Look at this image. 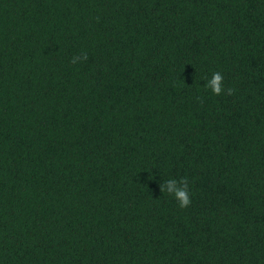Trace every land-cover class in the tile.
I'll list each match as a JSON object with an SVG mask.
<instances>
[{
    "label": "trees",
    "instance_id": "1",
    "mask_svg": "<svg viewBox=\"0 0 264 264\" xmlns=\"http://www.w3.org/2000/svg\"><path fill=\"white\" fill-rule=\"evenodd\" d=\"M0 264H264V0H0Z\"/></svg>",
    "mask_w": 264,
    "mask_h": 264
},
{
    "label": "clouds",
    "instance_id": "2",
    "mask_svg": "<svg viewBox=\"0 0 264 264\" xmlns=\"http://www.w3.org/2000/svg\"><path fill=\"white\" fill-rule=\"evenodd\" d=\"M88 54L86 51L81 52L79 55L73 56L70 63L76 64L80 61H86ZM205 87L210 89L214 95H220L226 93L227 95H233L236 91L233 87H224V77L221 72H214L210 79L206 78ZM197 99H201L197 97ZM149 179H152L150 176ZM161 191L172 196L177 202L180 208H186L191 204L190 186L187 177H181L179 180L170 178L160 185Z\"/></svg>",
    "mask_w": 264,
    "mask_h": 264
}]
</instances>
